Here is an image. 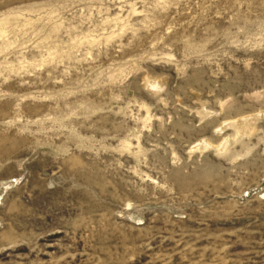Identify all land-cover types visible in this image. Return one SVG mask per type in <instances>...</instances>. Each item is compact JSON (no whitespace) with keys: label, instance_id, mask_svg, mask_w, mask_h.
<instances>
[{"label":"rangeland","instance_id":"1","mask_svg":"<svg viewBox=\"0 0 264 264\" xmlns=\"http://www.w3.org/2000/svg\"><path fill=\"white\" fill-rule=\"evenodd\" d=\"M0 264H264V0H0Z\"/></svg>","mask_w":264,"mask_h":264}]
</instances>
